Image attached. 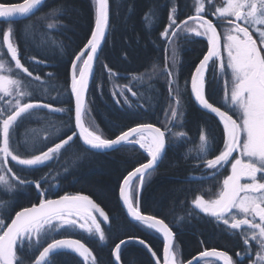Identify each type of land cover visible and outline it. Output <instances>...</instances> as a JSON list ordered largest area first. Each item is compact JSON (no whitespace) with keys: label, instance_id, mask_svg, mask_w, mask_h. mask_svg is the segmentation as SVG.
<instances>
[{"label":"trees","instance_id":"1","mask_svg":"<svg viewBox=\"0 0 264 264\" xmlns=\"http://www.w3.org/2000/svg\"><path fill=\"white\" fill-rule=\"evenodd\" d=\"M110 1V32L96 66L84 123L106 139H113L120 132L141 124H151L162 130L171 128L161 164L145 178L139 200L141 212L169 225L176 235L174 248L183 264L205 250L225 251L236 257L235 253L244 248L239 232L218 224L215 218L202 214L193 206L197 196H203L205 200L215 199L223 179L229 174L228 167L219 176H210L201 159L202 154L197 150L202 131L214 137V150L207 158L218 154L225 138L222 123L214 114L199 108L190 91V78L207 52V41L183 35L182 31L175 37L161 35L168 29L172 6L177 9V24H181L195 15V0ZM5 2L21 3L23 0ZM95 7V0H47L25 20L11 25L0 22V52L3 53L0 60L6 67L13 68L6 74L24 82V88L31 92L26 100L64 109L62 112L36 109L33 110L35 115L18 121L12 143L21 155L47 150L75 131L70 92L71 63L94 29ZM209 9V0H205L206 19H209ZM49 24L53 27L49 28ZM9 26L14 30L11 38L18 45L21 63L33 73V77L40 76V80L15 69L2 39ZM166 68L174 71L177 82L173 85L174 94L178 92L180 97L177 121L170 117L175 104L169 95ZM134 76L142 79H133ZM207 80L205 92L209 102L225 110L220 103L221 94L209 73ZM186 81L189 82L187 85ZM127 87L137 95L132 96ZM121 89H124L123 96L118 94L114 98L113 92L119 93ZM125 96L127 104L124 103ZM8 99L6 96L0 99V108H8ZM116 99L121 101L119 105ZM180 131L186 136L174 140L173 134ZM147 160L148 156L135 145L123 146L111 153H95L74 136L60 150L58 157L40 168L28 169L11 160L8 167L22 179L38 181L47 177L41 187L48 188V199L63 195H86L92 199L109 217L107 222H101L104 241L99 240L98 234L81 229L67 231L62 228L54 233L53 238L80 240L92 252L95 264H114L115 246L130 238L145 240L159 259L162 258L164 242L161 236L129 220L119 200L123 178ZM206 176L209 178L197 179ZM138 197L139 192L136 204ZM40 199L34 185L19 186L9 192L0 184V212H6L9 207L19 211L38 205ZM98 214L93 212L100 222ZM26 259L31 264V256ZM120 259L122 264H155L150 253L137 243L126 244ZM55 264H92V260L85 261L68 251L57 255ZM201 264L218 263L207 261Z\"/></svg>","mask_w":264,"mask_h":264},{"label":"snow or ice","instance_id":"2","mask_svg":"<svg viewBox=\"0 0 264 264\" xmlns=\"http://www.w3.org/2000/svg\"><path fill=\"white\" fill-rule=\"evenodd\" d=\"M44 2L45 0H23L21 3H7L0 0V22L11 25L17 19L29 18ZM95 4L94 30L71 63V94L74 97L75 129L78 132L73 131L72 135L38 153L21 155L17 152L12 143V135L21 118L35 115L33 110L36 109L53 112H62L64 109L26 100L31 92L24 88L22 80L6 74L11 73L13 68L6 67L5 62L0 60V94H3L0 99L9 97L6 101L8 108H0V184L9 192L19 186L31 184L41 197L38 205L19 211H13L9 207L6 212H0V264H29L26 259L29 255L31 264H55L56 256L68 251L78 254L85 261L91 258L92 264H95L92 252L80 240L55 239L53 235L62 228L67 231L81 229L89 234H98L99 240L104 241L101 223L93 212H99L104 222L109 220L107 214L86 195H63L58 199H48V188L41 187L47 177L38 181L22 179L8 167L11 160L28 169L40 168L58 157L60 150L77 135L89 150H115L124 145H139L144 149L148 156L147 162L135 167L123 178L119 196L133 220L162 234L165 241L163 264H183L173 247L175 234L169 225L162 219L142 213L136 204L137 194L145 182V174H150V170H154L164 158L167 134L172 129L162 130L151 124H141L120 132L113 139H106L84 123L92 65L109 28V0H95ZM176 11V7L172 6L168 18L171 33L165 29L161 35L166 38L175 37L183 29L197 37L206 38L207 52L190 78L191 92L202 109L215 114L219 119L225 135L222 148L213 158H207L214 150V137L210 134L201 132L197 150L202 154L201 159L206 169L212 170L210 176H219L223 169L230 168V174L223 179L215 199L205 200L203 196H197L193 204L201 212L214 217L218 224L237 230L244 245L241 251L235 253L237 260H233L227 252L215 249L205 250L200 256L215 257L223 261V264H245L246 260L250 264H264V0H225L221 6L212 4L210 14L216 17L219 24L205 18V0H196L195 15L189 16L181 24H177ZM189 20L195 23V27H185ZM48 26L53 27L52 24ZM13 31L9 26L2 36L7 55L14 61L15 69L33 77V73L21 63L18 45L11 38ZM254 32L259 34V47L257 40L253 39ZM0 55L3 53L0 52ZM210 64L213 80L217 79V71L220 73L223 83L221 105L225 110L209 102L205 92ZM109 72L111 74V70ZM165 72L169 78V95L175 104L170 117L172 121H177L180 97L178 92L174 94L173 85L177 83L175 73L167 68ZM33 78L41 79L40 76ZM133 79L142 77L134 76ZM187 83L189 82L186 81L185 84ZM127 91L132 96L137 95L131 87H127ZM118 94L123 96L124 89L119 93L113 92V97ZM115 102L117 105L121 103L119 99ZM124 103H128L126 96ZM234 115L237 118L234 119ZM146 132L149 134L145 135ZM185 136L186 133L180 131L173 134V139ZM234 153L237 155L234 156ZM125 243L122 240L115 246L113 255L117 262L120 261L121 244ZM138 243L152 257H156L145 240L139 239ZM155 264H160V261L157 259ZM187 264H193V261L190 260ZM195 264H200V260L197 259Z\"/></svg>","mask_w":264,"mask_h":264},{"label":"water","instance_id":"3","mask_svg":"<svg viewBox=\"0 0 264 264\" xmlns=\"http://www.w3.org/2000/svg\"><path fill=\"white\" fill-rule=\"evenodd\" d=\"M46 1H47V0H45V2L43 3V5L46 3ZM43 5H42V6H43ZM42 6H40L39 9H40ZM0 19H2V18H0ZM25 19H27V18H20V19H17L15 22H19V21H22V20H25ZM2 23H3V22H2ZM110 25H111V1L109 0V28H108V32L106 33L105 40L102 42L101 47H100V49H99L98 52H97V58L94 60L93 65H92V74H91V77H90V79H89L88 91H87V94H86V105H87L88 94H89L90 88H91V86H92V84H93V80H94V76H95V71H96V66H97L98 60H99V58H100V55H101V53H102V50H103V48H104V46H105V43H106V41H107V39H108V36H109ZM93 30H94V29H93ZM86 55H87V53L85 54V56H86ZM82 59H83V57H82ZM78 65H79V63H78ZM197 67H198V66H197ZM194 74H195V72H194ZM70 77H71V72H70ZM190 91H191V86H190ZM70 92H71V84H70ZM71 96H72V94H71ZM191 96H192V99H193L194 103H195L199 108L202 109V107H201V106L197 103V101L195 100L194 95H193L192 92H191ZM72 99H73V105H74V107H75L74 97H73V96H72ZM86 105H85V107H86ZM214 115H215V114H214ZM74 126H75V119H74ZM153 126H154V125H153ZM154 127H156V126H154ZM75 131L78 132L77 129H75ZM148 134H149V133H147V132L145 133V135H148ZM77 137H78L79 141L81 142V144H82L86 149H88L87 146L83 144L82 140L79 138L78 135H77ZM124 146H127V145H124ZM136 146H139V145H136ZM121 147H123V146H121ZM119 148H120V147H119ZM119 148H118V149H119ZM118 149H115V150H103V151L89 150V149H88V150H89V151H92V152H95V153L106 154V153L114 152V151H116V150H118ZM166 151H167V144H166V148H165V154H166ZM164 156H165V155H164ZM161 162H162V161H161ZM161 162L158 163V165L156 166V168H155L154 170H156V169L159 167V165L161 164ZM154 170H150V172H152V171H154ZM147 175H148V174H145V178H146ZM134 182H135V180L133 181V183H134ZM121 186H122V184H121ZM141 191H142V188L139 190V197H138V203H137V206H138V207H139V200H140ZM56 199H58V198H56ZM119 200H120V204H121V206H122V208H123V210H124L126 216L128 217V219L131 220L132 222L139 223V222L133 220V219L127 214L126 207L123 205V202H122V199L120 198V196H119ZM139 208H140V207H139ZM139 224H140V223H139ZM140 225H142V224H140ZM142 226H143V225H142ZM145 228H146V227H145ZM151 231H154V230H151ZM154 232H155V231H154ZM155 233H156V232H155ZM173 233H174V232H173ZM157 234H159V235L161 236V238L163 239L162 234H160V233H157ZM174 234H175V233H174ZM175 239H176V235H174L173 247H174ZM138 240H139V239H127V240H124V241H126V243H125V244H121V250H122V248H123L126 244H128V243H137V244H139V243H138ZM163 242L165 243L164 239H163ZM119 244H120V243H119ZM140 245H141V244H140ZM142 246H143V245H142ZM143 247H144V246H143ZM144 248H145V247H144ZM114 249H115V248H114ZM145 249H146V248H145ZM146 250H147V249H146ZM152 251H153V250H152ZM209 251H211V250H209ZM217 251H218V250H217ZM113 253H114V250H113ZM150 255H151V254H150ZM112 256H113V262H114V264H122L121 259H120L119 262H117V261L115 260V257H114L113 254H112ZM151 257H152V255H151ZM152 259H153L154 263H155V261L158 259V260L160 261V264H163V253H162V258H161V260L159 259V257L157 256V254H156V257H152ZM197 259L200 260V264L203 263V262H207V261L216 262V263H218V264H223V261H221V260H217L215 257H202V256H200V254H198V255L195 256L193 259H191V261H193V264H195V262H196ZM184 264H187V262L184 263Z\"/></svg>","mask_w":264,"mask_h":264},{"label":"rangeland","instance_id":"4","mask_svg":"<svg viewBox=\"0 0 264 264\" xmlns=\"http://www.w3.org/2000/svg\"><path fill=\"white\" fill-rule=\"evenodd\" d=\"M213 0H209V5H212V2ZM223 1H225V0H217V4L219 5V6H221V5H223ZM214 2H216V0L214 1ZM195 4H196V0H195ZM216 4V5H217ZM213 22V21H212ZM216 22H219V21H214V23H216ZM189 26H191V27H195V23L193 22V21H191V20H189L188 21V25H185V27H189ZM221 29L218 27V31H220ZM169 31V33L171 32V30L169 29L168 30ZM182 31V33H183V35H189V36H194V37H197V36H195V34L194 33H190V32H185V31H183V29L181 30ZM180 31V32H181ZM198 38H202V39H204V40H206V38H204V37H198ZM207 41V40H206ZM221 43L223 44V39H222V41H221ZM79 66V65H78ZM211 73H212V69H210V72H209V75L211 76ZM216 76H217V79L216 80H213L212 79V81H214L215 82V86L217 87V89H218V91L220 92V94H221V99H220V103H221V100H222V96H223V83H222V80H221V78H220V73H219V71H217V73H216ZM212 77V76H211ZM237 118V117H236ZM143 151H144V149H142ZM145 152V151H144ZM234 156L235 155H237L236 153H234L233 154ZM208 171H209V175H210V173H211V171L212 170H209L208 169ZM244 181H242V183H243ZM193 206H194V204H193ZM195 207V206H194ZM196 208V207H195ZM199 212H201L198 208H196ZM202 214H204V215H206V216H210V215H207V214H205V213H203V212H201ZM98 219L100 220V223L101 222H104L103 221V217H101L100 216V214H98ZM98 221V220H97Z\"/></svg>","mask_w":264,"mask_h":264},{"label":"flooded vegetation","instance_id":"5","mask_svg":"<svg viewBox=\"0 0 264 264\" xmlns=\"http://www.w3.org/2000/svg\"><path fill=\"white\" fill-rule=\"evenodd\" d=\"M215 0H213L211 3L212 4H214L215 2H214ZM223 2H225V1H223ZM210 12H211V10L209 9V19L210 20H212L213 21V23H214V21H217V19H216V17L215 16H213V15H211L210 14ZM214 24H219V22H216V23H214ZM258 32H254V34H253V39H255V40H257V45H258V47L260 46V42H259V39H258ZM210 69H211V65L209 66V72H210ZM228 167H226L225 169H223L222 171H221V173L223 172V171H225L226 169H227ZM220 173V174H221ZM229 174H230V168H229ZM212 218H214V217H212ZM233 232H238L237 230H232ZM253 246L255 247V244L253 243ZM254 258V257H253ZM233 260H236V257H233ZM245 264H250V261H245Z\"/></svg>","mask_w":264,"mask_h":264}]
</instances>
